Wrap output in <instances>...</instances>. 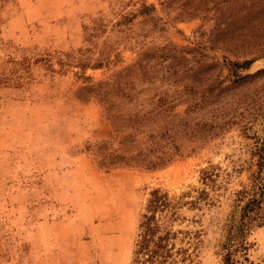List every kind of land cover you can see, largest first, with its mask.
<instances>
[{"label": "rangeland", "instance_id": "374dc122", "mask_svg": "<svg viewBox=\"0 0 264 264\" xmlns=\"http://www.w3.org/2000/svg\"><path fill=\"white\" fill-rule=\"evenodd\" d=\"M139 57L112 113L156 115L179 152L101 168L110 124L96 95L77 97L82 77L112 81ZM252 57L264 69V0H0V264H130L154 188L178 202L168 264H224L264 141V71L224 88L226 62ZM248 241L264 264V225Z\"/></svg>", "mask_w": 264, "mask_h": 264}, {"label": "trees", "instance_id": "16d2710c", "mask_svg": "<svg viewBox=\"0 0 264 264\" xmlns=\"http://www.w3.org/2000/svg\"><path fill=\"white\" fill-rule=\"evenodd\" d=\"M147 8L143 5V13L147 12ZM172 49L176 50L175 47ZM143 59L139 57L115 72L112 81L93 82L90 76L82 77L85 85L79 89L77 97L80 98V92H85L86 96L96 95L103 104L104 115L110 124L107 136L92 148L93 160L101 168L125 165L155 169L166 165L179 152L176 134L180 130H160L162 125L154 123L156 115L112 113L113 98L129 97V91L125 90L134 88L136 72ZM254 60V57L228 60L225 78L230 83L224 88L247 82L262 73L264 69L248 72ZM88 63H82V68L89 66ZM104 63L106 61L100 60L91 66L97 68ZM255 151L257 169L252 174L250 187L238 192V200L244 202L238 214L232 216L225 225V237L221 243L224 264H254L247 253L250 247L248 235L254 228L264 225V141ZM177 208L178 202L169 197L167 192L159 188L150 191L130 264H168L174 260L175 252L169 241L175 235L171 226L172 221L178 218Z\"/></svg>", "mask_w": 264, "mask_h": 264}]
</instances>
